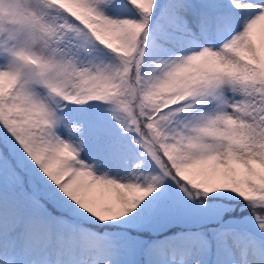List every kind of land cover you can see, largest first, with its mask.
Wrapping results in <instances>:
<instances>
[{"label":"snow or ice","instance_id":"1","mask_svg":"<svg viewBox=\"0 0 264 264\" xmlns=\"http://www.w3.org/2000/svg\"><path fill=\"white\" fill-rule=\"evenodd\" d=\"M177 224L264 264V0H0V264L210 250Z\"/></svg>","mask_w":264,"mask_h":264},{"label":"rangeland","instance_id":"2","mask_svg":"<svg viewBox=\"0 0 264 264\" xmlns=\"http://www.w3.org/2000/svg\"><path fill=\"white\" fill-rule=\"evenodd\" d=\"M189 231L202 232V230H190V229H182L181 231L178 232H189ZM96 232L100 233L101 235L106 234L100 232L99 230H97ZM205 235L208 237L207 234ZM208 239L211 240L212 242L210 250L201 249L199 244L196 242H190L189 244L186 245H180L178 246V251L176 253H171V252L169 253L168 264H233L232 258L229 255L224 245L223 238L217 236L215 238L213 237L212 239L208 237ZM188 248H191L192 250L190 254L187 253ZM105 264H112V260L105 258ZM142 264H145V259L142 260Z\"/></svg>","mask_w":264,"mask_h":264},{"label":"trees","instance_id":"3","mask_svg":"<svg viewBox=\"0 0 264 264\" xmlns=\"http://www.w3.org/2000/svg\"><path fill=\"white\" fill-rule=\"evenodd\" d=\"M189 207H195V206L194 205H190ZM241 209H243V211H241ZM201 211L203 212V210H201ZM233 211L236 212V213H239V216L237 218L242 221L244 219L245 213L247 212V209L243 207V204L241 202L239 207H236L235 204L233 205ZM208 214H210V213H208ZM186 227L203 230L210 237L213 234L208 232L207 229L210 228V227H217L218 228L219 225H196V224H193V225H182V224H177V225L172 226L169 229V232L176 231L179 228H186ZM253 227H254V225H252V224H242V225H240V228H242V229L243 228L251 229ZM97 230L106 231L103 228H98ZM140 235H141V237L143 239H146V240L155 237L151 232H143V233H140ZM142 260H144L143 257L140 258L139 264H142Z\"/></svg>","mask_w":264,"mask_h":264}]
</instances>
